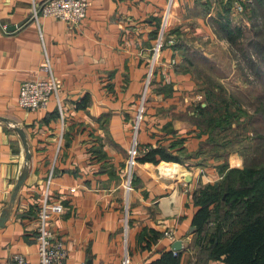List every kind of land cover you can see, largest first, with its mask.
<instances>
[{
  "label": "crops",
  "instance_id": "0c3cea01",
  "mask_svg": "<svg viewBox=\"0 0 264 264\" xmlns=\"http://www.w3.org/2000/svg\"><path fill=\"white\" fill-rule=\"evenodd\" d=\"M40 1L0 0V217H5L0 264H18L15 253L23 254L27 264H39L37 210L46 193L48 200L64 206L46 220L64 238L68 256L63 264H122L124 251L129 264H144L169 249L183 252L176 264H224L198 262L192 243L197 206L191 199L199 183L218 182L223 157L208 150L184 163L137 160L128 193L122 181L134 111L143 92L147 101L140 143L166 145L176 132L186 137V151L204 144L207 133H200L193 112L196 103H205L199 76L222 77L204 65L198 68L192 52L208 62L203 46L208 44L202 39L214 35L209 19L219 7L216 1L210 0L206 10L201 0H89L86 16L76 26L53 17L33 20L32 4ZM166 12L169 27L178 31L167 36L179 38L185 48L175 51L167 45L160 50L150 74L154 83L145 87L154 24ZM193 39L201 44L191 48ZM45 53L59 88L46 107L24 109L18 103L20 84L45 76ZM166 76L171 90H155ZM13 122L26 133L28 159ZM241 161L235 152L226 157L230 167ZM25 164L28 172L11 199ZM165 229L174 237L162 234L152 240L154 232ZM143 231L148 239L140 240ZM176 239L180 249L172 248Z\"/></svg>",
  "mask_w": 264,
  "mask_h": 264
},
{
  "label": "trees",
  "instance_id": "16d2710c",
  "mask_svg": "<svg viewBox=\"0 0 264 264\" xmlns=\"http://www.w3.org/2000/svg\"><path fill=\"white\" fill-rule=\"evenodd\" d=\"M201 1L206 10L211 8L210 0ZM239 1L244 5V10L241 14L232 15L234 0H217L216 3L219 7L216 14L212 16L211 21H213L214 31L218 36L225 38L232 45H238L239 49L244 50L241 47L242 42H240L239 38L248 26L243 18L250 12V18L249 15L247 16L249 21L254 24L255 22L257 23L255 14L262 13V10H264V0ZM160 24L161 17L154 24V39L158 35L161 27ZM170 32L178 31L174 28H166L164 31V41H166L168 38L167 34ZM173 38V43L165 42L160 50L167 45L171 46L175 51L183 47L185 48L183 41L174 36ZM248 43L249 45H253L254 48L261 46V43L253 39V37ZM149 67L150 64L145 73V80ZM153 76L154 73L150 76L149 85L154 83L155 78ZM199 79L202 82L205 103H202V101L196 103L193 107V112L194 121L200 129V133H207L206 140L201 145V148L197 151H186L182 145L186 137H178L176 136L177 133L174 132V136L170 138L166 145L162 143H140L138 138L136 147L140 151L135 159L136 161H152L154 163L160 160H172L184 163L188 158L196 157L201 153H208V150L215 154L216 158L223 157V161L220 163L218 169V172L221 174L217 180L218 182L208 181L199 183L191 192V199L197 206L192 216V224L194 225L192 243L196 247L195 255L198 262L202 263L209 259H215L220 260L224 264H264V170H254L250 167L249 169L247 167L241 168L239 166L230 167L226 162V157L232 151L230 148H233L230 145L241 141V138H237L236 136L239 133V137L242 131L238 127L230 130L232 126L231 121H236V118L240 116V112L238 110H229V106L231 105V103L227 104L229 95L222 93L225 87L223 88V83L218 78L215 79L208 73L203 72L199 76ZM170 83L171 81H166L163 78L156 83L155 90L169 92L171 90L169 89ZM138 98H140V95ZM146 101L147 97L144 102L143 120L145 117ZM134 119L132 120L131 127H133ZM231 131H234L233 138L230 136ZM145 144L149 146V150L143 152L140 147ZM172 148L176 149L179 153L173 152ZM194 162L195 164L203 163V161H200V163ZM186 164L189 165L188 163ZM134 173L133 169L130 181L131 185L133 184ZM48 198L47 201H50ZM144 233L143 231L138 235L140 240L148 239V236ZM162 234H164V231L154 232L152 240L155 241ZM161 253L160 257L144 264H176L179 262L183 252L181 250L172 251L169 249Z\"/></svg>",
  "mask_w": 264,
  "mask_h": 264
},
{
  "label": "rangeland",
  "instance_id": "374dc122",
  "mask_svg": "<svg viewBox=\"0 0 264 264\" xmlns=\"http://www.w3.org/2000/svg\"><path fill=\"white\" fill-rule=\"evenodd\" d=\"M248 13L250 18L251 13ZM259 13L255 14L257 20L255 24L249 21L248 15L245 16L244 22L247 23L248 28L239 38L240 42H242L241 47L244 50L239 49L238 45H232L225 38L218 36L214 31L213 21L209 19L214 35L202 39L203 41L205 40L204 43L208 44L202 43L205 46L206 53L210 54V57L205 59L208 62L201 61L198 58L199 54L197 55L195 51L192 52V58L196 61L198 68H201L200 65H204L213 76L222 77L220 81L223 83V88L225 87L222 93L229 95L227 104L231 103L229 110H238L240 112L239 118H236V121H231L230 130L238 127L242 132L239 137V133L236 137L241 138V141L230 145L233 147L230 150L238 153L242 159L237 166L241 168L247 167L248 169L250 167L254 170H264V10ZM169 18L166 23L167 28L170 26ZM252 37L261 43L260 47L254 48L253 45H249L248 41ZM206 40L210 42L207 43ZM199 44H201V41L193 39V43H189V46L192 48ZM190 50L193 51V49ZM198 68L197 71L200 72ZM130 131L131 137L127 157L132 142L133 127H131ZM230 136L234 137V131H231ZM127 173L125 172L122 181L124 189L128 193L132 188L127 189L125 186Z\"/></svg>",
  "mask_w": 264,
  "mask_h": 264
},
{
  "label": "built area",
  "instance_id": "2783aa9c",
  "mask_svg": "<svg viewBox=\"0 0 264 264\" xmlns=\"http://www.w3.org/2000/svg\"><path fill=\"white\" fill-rule=\"evenodd\" d=\"M172 0H169V3ZM217 0H212L215 3ZM89 5V0H41L38 3H33L31 7L30 17L38 22L40 17H53L55 19H61L67 23L76 26L82 21L86 16L87 7ZM234 8L232 15L241 14L244 10V5L239 0H234ZM168 11V9H167ZM245 20V18H243ZM168 17L167 12L161 20V27L158 32L157 37L155 38V44L153 47V55L151 56V64L146 76L145 87L149 84L150 74L153 71L155 58L160 51V48L164 45L165 42L173 43L174 38L168 37L164 41V31L166 30ZM3 29L6 30V26L2 25ZM42 69L46 73L42 78H25L19 87L18 93V103L22 108L27 109H39L46 107L50 101V96L52 93H57V90L60 85V80L54 75L52 63L48 57V54H44V61ZM167 81L170 80V77L165 78ZM139 99L138 106L135 111V119L133 124V136L132 142L130 144L129 155L126 161V188H132L131 186V175L134 169V164L136 162V155L139 153L140 149L137 148L136 144L138 141V130L143 121V110L144 102L146 99L145 92L141 94ZM140 148L141 151L145 152L149 150L148 145H142ZM128 168V169H127ZM42 205L37 213V234L35 238L37 239L38 247L37 254L39 256V264H63L65 258L68 256V249L66 247L64 238L56 235L52 230L46 225V220L52 214H59L62 212L64 206L63 203L56 201H47V193L45 194ZM164 235L174 237L173 231L171 229H165ZM175 251V250H174ZM122 258V264H129L130 257L127 251H124ZM14 260L18 264H27L26 257L21 253H15L13 256Z\"/></svg>",
  "mask_w": 264,
  "mask_h": 264
},
{
  "label": "water",
  "instance_id": "95a60500",
  "mask_svg": "<svg viewBox=\"0 0 264 264\" xmlns=\"http://www.w3.org/2000/svg\"><path fill=\"white\" fill-rule=\"evenodd\" d=\"M11 127L17 134H19V136L22 140V143L24 144V147H25L24 150L26 151V155H27L26 158L28 159L29 151H28L27 143H26L27 142L26 133L24 132L23 128L20 125L14 123V122L11 123ZM22 169H23L22 173L20 174L18 180L16 181V183L14 185L15 187H14V190L11 194V199H13L15 197V195L17 194L19 188L21 187L20 185L24 181L26 174L28 172V168H27L26 164L24 165V167ZM4 214H5V211L3 212V215ZM4 220H5V217L1 216L0 217V224H2ZM172 248L180 249L181 248V240H179V239L174 240V242L172 243Z\"/></svg>",
  "mask_w": 264,
  "mask_h": 264
}]
</instances>
